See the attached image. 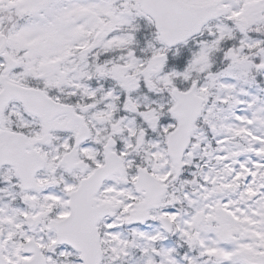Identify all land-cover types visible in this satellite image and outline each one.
<instances>
[{"label":"snow or ice","instance_id":"1","mask_svg":"<svg viewBox=\"0 0 264 264\" xmlns=\"http://www.w3.org/2000/svg\"><path fill=\"white\" fill-rule=\"evenodd\" d=\"M0 264H264V0H0Z\"/></svg>","mask_w":264,"mask_h":264}]
</instances>
